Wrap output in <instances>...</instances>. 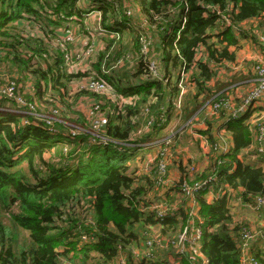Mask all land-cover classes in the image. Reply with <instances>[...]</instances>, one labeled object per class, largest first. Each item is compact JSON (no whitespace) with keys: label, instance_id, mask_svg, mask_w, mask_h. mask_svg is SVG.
<instances>
[{"label":"trees","instance_id":"16d2710c","mask_svg":"<svg viewBox=\"0 0 264 264\" xmlns=\"http://www.w3.org/2000/svg\"><path fill=\"white\" fill-rule=\"evenodd\" d=\"M86 1L99 13V27L108 38L87 71L67 74L62 54H51L53 38L56 30L65 31L70 22L84 28L86 17L80 0H56L55 4L0 0V65L10 62L15 73H34L41 102L34 111L36 116L21 113L18 104L7 107L8 112L0 111V264H115L120 254L126 264H167L162 260L139 261L132 254L144 250L145 234L158 223L149 208L157 193V175L128 173L131 164L142 152L164 144L162 132L172 117L183 124L191 121L205 103L226 97L228 88L243 80L233 78L226 83L218 78L221 70L236 61L240 24L255 21L264 34V0H129L141 14L145 28L130 20L125 8L115 2ZM22 22L34 23L43 38L21 37L17 27ZM144 38L159 42L147 55L153 52L158 57L166 83L152 80L136 85L147 74L141 51ZM127 56H132L133 64L116 66ZM173 75H183L195 90L185 103L181 100L177 112L173 100L180 89L172 83ZM90 77L107 84L116 97L133 102L121 105L89 93L87 98L99 101V110L107 118L100 133L80 112L70 120L72 124L54 122L67 131L76 130L79 136L74 140L67 133L44 130L40 121L53 123L51 110L67 118L72 79ZM74 95L76 103L82 94ZM28 101L33 103L31 98ZM150 119L155 126L161 120L164 124L141 135ZM226 131L233 150L216 160L211 157L205 172L217 175L215 192L227 187L250 203L264 194V170L238 159L239 152L251 145V127L240 120L229 123ZM95 134L98 145L89 140ZM207 138L212 143L213 137ZM75 158H79L76 168L62 165ZM217 161L223 165L217 166ZM183 179L173 189L178 194ZM204 194L195 195L196 224L202 230L200 253L206 264H241L235 240L241 227H233L227 194L211 203ZM180 200L172 215L159 225L164 236L177 235L186 224V200ZM82 234L91 241L81 244ZM254 253L253 259L264 264V252ZM201 263L198 258L174 257L173 264Z\"/></svg>","mask_w":264,"mask_h":264},{"label":"built area","instance_id":"2783aa9c","mask_svg":"<svg viewBox=\"0 0 264 264\" xmlns=\"http://www.w3.org/2000/svg\"><path fill=\"white\" fill-rule=\"evenodd\" d=\"M108 1V0H107ZM127 15L129 16L128 12ZM21 37H23L22 33L19 34ZM24 38V37H23ZM147 38L143 39V42ZM63 48L62 46H60ZM97 52V51H96ZM142 54L146 56L147 50L144 47L142 50ZM95 54L94 56H96ZM257 57L254 59L255 65L252 68V72L254 75L253 84L251 85V88L242 96L236 97L233 94H227L226 97L221 98L217 101H214L211 105V114L221 120L220 125L216 129L215 133V141L213 143H210L208 141L207 136L202 138L203 143L201 145V152L206 157H213V160H216L218 157L223 155H229L231 151L233 150V144L231 139L225 138L226 126L229 123H236L240 120L243 121V123H247L248 118L255 112L256 108H264V36L259 35L258 36V43H257ZM123 61H118L116 63V66L124 65ZM146 64H147V74L144 75L143 78L140 79V81L136 82V85L143 84L147 81L157 80L162 81L163 83H166L165 79L163 78V74L161 72V65L158 61V57L153 54V52L149 55V58H146ZM83 83L82 87L85 88V90L91 94L98 95V96H104L108 97L112 102L120 101L121 105H130L133 101L132 99H124L122 97H116L109 86L105 84L104 82L97 81L93 78H87L82 79L81 81ZM179 89L180 83L185 84V80L183 78V75H180L178 78V81L176 82ZM32 88V86H31ZM42 92H44V88L42 89ZM184 92V91H183ZM183 92L180 91V94L178 96V102L177 105L174 106L175 110L177 111L180 109V97L183 94ZM8 94L12 96L13 101L17 104V101H23L21 99L20 93L15 92V89L13 91H8ZM37 98V95L32 97V99L35 101ZM25 100V97H23ZM26 102V101H23ZM238 102V103H237ZM32 102H29V104L26 102L23 106H20L23 109V114H31L35 115L34 111L36 110V105L30 104ZM41 106V105H40ZM39 106V107H40ZM99 101H96L92 106L91 110H88V113L86 116H84L91 128L96 132L100 133L102 128L107 123V118L104 113L100 112L99 110ZM2 111H10L9 108L7 109H0ZM51 115L53 113H57L56 110H51ZM145 113H147V109L144 110ZM98 115V116H97ZM148 115V113H147ZM221 116V117H220ZM220 117V118H219ZM259 120L260 123L257 121ZM256 125L251 130L252 134H256V146L254 147L256 154L258 155L260 161L264 163V120L256 119ZM49 125H47V130L51 131L53 133H67L69 137H71V140H74L76 137L79 136V133L76 130H70L67 131L63 128H59L57 126L54 127L50 123L52 121H47ZM160 124L158 126H155L152 119H150L146 126L143 127V129L140 131V134H146L148 131L152 128H158L160 129L162 127V124H164V120H161ZM156 124V125H157ZM51 126V127H49ZM146 129V130H145ZM64 130V131H60ZM255 133V134H254ZM139 134V135H140ZM98 136L96 134L93 136V138H90V142L93 144H99L96 140ZM213 137V136H212ZM214 139V137H213ZM103 145H106L107 141L102 142ZM168 165V159L166 157H163L162 161L159 163V167L157 168L159 172H164ZM220 161H217V166H221ZM192 170L194 174H198V169L196 167H192ZM198 176L199 179H195V177ZM180 177L184 178L179 186V196L184 198L186 200L185 209L188 215V219L186 221V224L182 231H179L177 235L173 237L164 236L161 234L160 226L162 222H164L167 217L171 216L172 213L177 209L173 208L170 204V202L167 200V193L168 189H170V175H157L156 181H155V187L157 192L160 191L158 198L159 201L151 207L152 210L155 213V218L157 220L158 226L151 227L148 229L147 233L144 236V250L142 252H139L137 250L133 251L132 254L135 257V259L141 258L145 262H153L160 260L158 258L164 257L163 251H168V254L166 256H171L172 259L175 258H189V259H195L198 258L202 261L201 264H206L205 258L200 253V242L202 239V230L201 228L196 224L197 219V205L195 202V195L196 193H205V194H215L216 197H221L227 194V199L230 198V194L233 195V192L226 188H219L216 192L214 190L215 185L218 183V177L215 173H210L209 175H206L205 177L201 178V175H181ZM175 188V187H174ZM162 190V191H161ZM234 199V196H232ZM188 201V203H187ZM163 203H166L163 204ZM189 203L191 206H189ZM250 209L255 212L256 214L264 216V194L260 196L254 197L251 202L249 203ZM141 209H144L143 206H141ZM154 228H158V233L156 235H153ZM259 237V235H255V233H252L251 229L248 227L242 228L239 230L237 238L235 240L239 244L240 252H241V264H258L254 259L253 256H251L252 247L251 245L256 241V239ZM148 238V239H146ZM91 241V238H89L87 235L82 234L80 236V243L81 244H87ZM166 258V257H165ZM118 264H125V261L123 259V255L120 254L117 257Z\"/></svg>","mask_w":264,"mask_h":264},{"label":"rangeland","instance_id":"374dc122","mask_svg":"<svg viewBox=\"0 0 264 264\" xmlns=\"http://www.w3.org/2000/svg\"><path fill=\"white\" fill-rule=\"evenodd\" d=\"M110 1L115 2L117 6H124L125 11H127L129 14V19H133L134 16H136L134 5L130 6L128 3V0H110ZM47 3L55 4L56 0L54 1L47 0ZM79 7H81L85 12L86 18H85L84 28L80 29L78 25H74V24L72 25L71 23H68L67 24L69 25L68 33H66L65 31H61L58 33L57 37L55 36L56 38L55 37L53 38L54 44L52 45L51 54L52 55H56L58 53L62 54L64 58L63 71L65 70L64 72L67 74H77L79 69L80 68L82 69V64L86 63V60H89L95 54L98 53V51L96 52V50L99 48H97L96 44L94 43L102 39V35H106L105 30L99 27V23H98L99 14L94 12L96 10L94 11L91 10V6L86 0H82ZM135 20H137V18ZM251 27H252V24H248L246 26V30H251ZM72 28H77V29H72ZM78 29L84 32V34H82ZM255 29H257V27ZM34 33H35L34 30H32L31 28H26L22 32V35L26 39H29V38L32 39L33 37L43 38L41 34H36V33L34 34ZM262 33L263 32H261L260 30V34L264 36V34ZM94 38L95 40L93 41ZM158 43L159 42L156 40L146 39L142 43L141 51L143 50L144 47L146 48V50L152 49ZM60 46H62L63 48H61ZM50 47H51V44L48 45L49 50L51 49ZM145 57L149 58V55L146 54ZM256 57L257 55L253 56L252 61H245L242 59L241 60L243 63L247 64V67L250 66L251 71H252V68L255 65L254 63H256V61L254 62V59ZM133 62H134V59L132 58V56H127V58L124 60L125 65H128V66L133 64ZM40 65H41V62H40ZM226 74L228 78L232 77L233 75H236L232 73V71H230L228 68H226ZM33 75L34 73H30V74L24 73L23 75V72H19V71L15 73V70L12 64H10V62H5L3 63V66H0V109H1V105L6 107L3 109H7V107H11L13 104H16L15 101H13L12 96L8 94V91L10 92L15 89V92L20 93L21 99L23 101H26L28 104H29L28 100L30 98L32 99V97L38 95L39 90L37 89V87H35L36 78H34ZM79 80L81 79L74 78L72 82L76 83ZM177 81H178V77L173 75L172 83H176ZM251 85L252 83H249L248 86L246 87L242 85L240 90H238V92L235 94L238 97L242 93L245 94L251 88ZM179 86H180V91L181 92L184 91L182 94V97L184 96L183 99L182 97H180V106H181V100H182V104L185 103V99L187 100V96H189V93L194 92L195 90L193 89V86H190V84H188L187 82H185V84L180 83ZM68 87L70 88L71 84H69ZM78 89L81 90L82 95L76 101V103H75V95L72 93L67 99V107H69L68 109H66V112H65L67 118H65L63 115H61L58 112L53 113L52 117L54 121L53 123H50L52 126L57 128V125H55L54 122H57L58 120L72 124L73 122H71L70 120L74 121L73 119L74 115L75 113H78V110H80L84 116H86V114L88 113V110H91V107H90L91 105H89L86 102H84L85 104H87L86 107L81 106L82 109H80L79 105L81 104L82 101H90L92 99L85 98L87 97V94L88 95L90 94L89 92L85 90V88L82 87V85ZM229 91H228V94H229ZM50 95L51 94L49 93L46 96V98L50 97ZM23 97H25V100L23 99ZM16 101H17V104L20 106H23L24 104H26V102H23V101H18V100ZM177 102H178V99L177 98L174 99L173 106L177 105ZM30 104L36 105V109H37L41 105V102L40 100H38V97H37L35 101L33 100V103H30ZM212 104L213 102L205 103L200 113L197 115V119L194 118L191 121H188L184 124L181 122V120L178 117L177 118L172 117L171 122L165 128V131L162 132L165 137L163 138V141H162L164 142V144L157 147L154 150H151L148 152H142L136 159L135 163L131 164V167L128 173H133V174L135 173L136 175H173L172 173L178 172L180 175H203L204 170L208 167L202 161V152L200 148L203 143L202 138H204L205 135L195 134L194 129L196 127V124L199 123V121H201L202 117H204V113L207 112L206 109L211 108ZM176 112L173 111L172 114H175ZM261 118L262 120H264V108H263V112L261 116L259 117V119ZM257 121L260 123L259 120ZM209 122L213 123L212 128L217 126V120H215V123H214V120L212 119ZM35 123L37 124L38 122H36L35 120ZM40 123H43L45 125L44 130H47V125L49 124L47 122L44 123L41 121ZM254 125H256V122H254ZM60 131H64V130H60ZM215 133H216V129L214 133L212 134V136L214 137L213 141H215V138H216ZM224 136L226 139H231V135L228 132H226ZM251 139H252L251 146L255 147L256 146V134H255V138H254V135L252 134ZM137 153H139L138 150H137ZM163 157H166L168 159V165H167L166 170L162 173V172H159L157 168L159 167V163L162 161ZM78 163H79V158H75V159H71V161L64 162L62 165L70 164L72 169H74L78 166ZM179 166L182 169V173L179 172L180 171ZM195 166L198 169V174H194L192 170V167H195ZM131 171H135V172H131ZM159 192L160 191H158L157 193L155 192V197L154 198L152 197V202L150 203V206H149L150 210H152L151 207H153L159 201V198H158V195L160 194ZM172 193L177 194L176 191H173ZM232 196L233 195L230 194V198L227 199L229 205L232 203L233 205H235L237 204V202L238 203L243 202L241 197H238V199L235 200V196H234V199L232 198ZM177 197L179 198L178 201L175 200L174 203H171V201H169L173 208H177L179 205V202L181 201L180 199L182 197L181 196H177ZM163 204L166 205V203H163ZM233 205L232 207H229L230 210L232 209L231 213L233 216V219H232L233 227L240 226L241 227L240 230H241L242 228H246L247 227L246 225L252 226V229H251L252 233H255V235H261V233H259L258 231L261 229V227L258 228V226L260 225L259 218L257 214L250 209V206H245V207L238 206L236 207L235 210H233ZM251 211L256 215H253ZM253 218L255 220L258 219L256 223H254ZM153 230H154L153 235H156L158 233V230L160 229L154 228ZM260 237L261 236H259L256 239V241L259 240ZM162 253L168 254V251H163Z\"/></svg>","mask_w":264,"mask_h":264},{"label":"crops","instance_id":"0c3cea01","mask_svg":"<svg viewBox=\"0 0 264 264\" xmlns=\"http://www.w3.org/2000/svg\"><path fill=\"white\" fill-rule=\"evenodd\" d=\"M80 2H82V0H80ZM128 3H129L130 6H132V4L130 3L129 0H128ZM89 5H90V3H89ZM134 8H135L136 16H134V18L130 19V20H132L133 22L137 23V25H141V28H145V25L143 23V18L141 16V14L138 12V10H137L135 5H134ZM94 9H95L94 6H91V10L94 11ZM94 12L99 14L97 11H94ZM136 18H137V20H135ZM71 24L73 25V23H71ZM248 24H252L251 30H246V26ZM256 27H257V29H255ZM26 28H31L32 30H34V32L36 34H41L43 36V33L40 31V29L34 23H31V22H22V23H20L18 25V27H17L18 33L21 34ZM259 28H260V26H258V23L255 22V21L254 22L253 21H249V22H246V23H242V24H240L238 26V30H239L238 32H240L241 34L237 36L238 37V41H239V50L236 52V61L233 64L227 65V68L230 71H232V73H234L236 75H233L232 77L228 78L227 74H226V70H221L219 72V74H218L219 80L222 81V82H226V83H231L233 78H238V77L243 78L242 82L240 81L238 83H235V84L231 85L228 88V90L230 89L229 93L235 95L236 97H238V96L235 93H237L238 90H240L242 85H244L246 87V86H248L249 83L253 84V80H254L253 72L251 71L250 66L247 67V64L243 63L242 60L252 61L253 60L252 57L257 54L258 36L261 35L260 34V30L262 32V29H259ZM72 29H77V28H72ZM68 30H69V25H66L65 32L68 33ZM78 30L82 34H84V32H82L80 29H78ZM59 32H61V30H56L55 34L58 35ZM79 33H77V34H79ZM107 38H108L107 34L106 35H102V39H100L99 41L94 43V44H96L97 48H99V49L96 50V51H98V53L101 52L104 49V42L106 41L105 39H107ZM94 40H95V38L93 39V41ZM98 53H97V55H98ZM97 55L93 56L89 60H86V63L82 64V69L80 68L79 71L80 72L87 71L88 68H89V65L95 61ZM0 66H3V64H1ZM84 66H86V67H84ZM72 72H73V70H72ZM23 75H24V73H23ZM73 80L74 79H72V81ZM72 81L70 83L71 87L70 88L68 87L69 95H71V93L72 94H77V93L81 92V90L78 89V88L81 85H83V83L81 82L82 79L77 81L76 83H73ZM36 85L37 84H35V87H36ZM210 85L212 86L213 82H211ZM243 94L244 93H242L240 96H242ZM85 98H87V97H85ZM263 100H264V98H263ZM84 102H86V103H88L89 105L92 106L96 101H94L93 99L90 100V101H82L81 104L79 105L80 109H82V107H86L87 104H85ZM263 104H264V102H263ZM210 109L211 108L206 109L207 112L204 113V117H202L201 121H199V123L196 124V127L194 129V133L195 134H200V135H205V136L211 135L212 136V134L214 133L215 129H217V127L220 125L221 120H219L218 118L214 117L211 114V110ZM78 112L81 113L80 110H78ZM262 112H263V108L262 107L256 108L255 112L248 118L247 123L250 125L251 130L255 127L254 122L256 121V119H258L261 116ZM195 119H197V116L195 117ZM211 119L214 120V123H215V120H217V126H215L214 128H212L213 123L209 122ZM211 159H212L211 157H209V156L206 157L205 155L202 154V161L208 166L204 170L203 174H205V175H209L210 174V172L206 173L205 171L208 170L209 167L211 166ZM238 159L244 165H251V166H255V167H260V168H262L264 170V163H262L260 161L258 155L255 152L254 147H252L251 145L248 148H246V149L242 150L241 152H239ZM178 171H179V169H178ZM230 172H232V170ZM172 174L173 175H170V184H171V186H174L177 183V181L181 178L180 177L181 175L178 172L172 173ZM167 189H168V193H167L168 199H169V201H171V203H174L175 198H178L177 196H179V194H178V192H176L177 195L175 193H172L174 191L173 190L174 187H171L170 189L167 187ZM239 194H240V192H233V196H235V200L238 199V197H240ZM203 196L210 203L214 202L216 200V195L215 194H204ZM187 203H188V201H187ZM232 205H233V203L230 204L229 207H232ZM189 206H191L190 203H189ZM238 206H244V207L245 206H249V203H243V202L242 203H238L237 202V204L233 205V210H235L236 207H238ZM231 210H230V213H231ZM251 213L253 215H256L252 211H251ZM231 216H232V213H231ZM257 216L259 218V224H260L258 226V228L261 227V229L258 230L259 233H261V235H259L261 237H260L259 240L255 241L251 245V247H252L251 256H253L255 254L254 252H256V251L264 252V216L259 215V214H257ZM232 219H233V216H232ZM253 220H254V223H256V221L258 219L255 220L253 218ZM246 226L248 228L252 229V226H248V225H246ZM255 230H256V228H255ZM123 259L125 261L124 256H123ZM158 259H160L162 261H165L167 264H173L174 263V259H172L171 256H166V254H164V257H160ZM138 260L139 261H143L141 258H139ZM138 260H136V261H138ZM157 261H159V260H157ZM115 264H118L117 260H116ZM125 264H126V262H125Z\"/></svg>","mask_w":264,"mask_h":264}]
</instances>
